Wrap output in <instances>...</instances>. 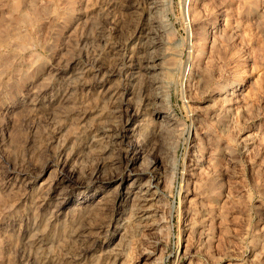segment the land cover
<instances>
[{
	"label": "rangeland",
	"instance_id": "374dc122",
	"mask_svg": "<svg viewBox=\"0 0 264 264\" xmlns=\"http://www.w3.org/2000/svg\"><path fill=\"white\" fill-rule=\"evenodd\" d=\"M0 264H264V0H0Z\"/></svg>",
	"mask_w": 264,
	"mask_h": 264
},
{
	"label": "bare ground",
	"instance_id": "6f19581e",
	"mask_svg": "<svg viewBox=\"0 0 264 264\" xmlns=\"http://www.w3.org/2000/svg\"><path fill=\"white\" fill-rule=\"evenodd\" d=\"M20 8H22V7H20ZM20 8H17V6H16V10H19ZM22 9L20 11H22ZM18 14H20V13H18ZM161 24H162V22H161ZM159 26H161V25L159 24ZM5 40H6V38H5ZM153 64L152 65H147V66H144L143 64H141L138 68H136V69H138L137 73L141 72V69L143 71H145L146 73H150L151 71L154 72V70L156 69V66H155V64L154 65ZM105 70H106L105 68H101V69H98L96 73L99 74V73H102ZM110 70H108V68H107V71H109L110 74H115L114 70L111 71V72H110ZM115 89L108 88L107 91H106V94H107V96H110L109 98L111 99L112 103L114 104V107L116 109L115 113L118 115V117H120V118L126 117L129 120L132 117H134L135 112L133 110H129L128 108L123 106L124 104L122 105V102L120 101V98L117 96V93H116ZM68 94H69V92H68ZM66 96H67V94H66ZM69 96H70V94H69ZM65 98L66 97H64V100H66ZM163 98H165V97H163ZM159 99L161 100V102H160L161 104L154 107L153 114L159 119L163 118L164 120H167V122H172V120H174V119L171 117L172 116L171 115L172 112H171V109H170V107L168 105L169 103L168 102L164 103V101H166L167 99L164 100V99H162L161 96H159ZM72 103H74V102H72ZM128 130L129 129H128L127 126H123V125L122 126H117L112 131H109V133H110V135H109L110 137L109 138H110L111 143L115 147H117L116 149H118V147H119V151L121 152L119 154V156H120L119 159L124 160L127 163V165L129 166V165H134V164L137 163L138 158H140V156L143 155L145 148H144L142 143H138V144H134L133 143L130 146H126V147L124 146L125 148H121L122 147L121 145L124 143V141H125L124 139L127 136ZM134 145L139 150L140 156H131L130 155L131 147L134 146ZM152 167H153V169L151 171L152 174L150 175L149 181H147L148 183L137 187V185H138L137 182H139L141 180V177H142V176H138V178L134 179L133 183L129 186V189H128V191H126V195L124 196V200L132 199L134 201V203H135V207H134L135 212H134L133 216L130 218L129 221H130V224H132L133 228H135L137 230L138 229H142L143 227H146V226L148 227V226H150L152 224H156L157 226L159 225V223L156 221V217L158 216V210H159L158 204H159V202L161 200V196H160L161 194L159 193V190L162 187V185L164 184V177L165 176H162V175L163 174L166 175L168 171H172L173 170V168L167 166V164L165 163V160L163 158H161V157H157L152 162ZM160 170L163 171L162 175L160 173H158ZM155 171H157V172H155ZM69 178H71V176H69ZM101 178H102V176L98 172L97 173H93L92 175H90V180L88 181V184L90 185V184H93L95 182H98V181L101 180ZM135 181H137V182H135ZM131 186H133V189H131L132 188ZM95 196H96V192H94L93 194L89 195L90 198H93ZM122 229H123V226H122ZM124 231L126 232V230H124ZM122 235H123V233H122ZM128 235L129 234H127V236ZM83 238H84V236H83ZM80 239H82V237ZM81 241L86 243L88 240L87 239H84V240L82 239ZM80 249H82V247L78 248V251Z\"/></svg>",
	"mask_w": 264,
	"mask_h": 264
}]
</instances>
